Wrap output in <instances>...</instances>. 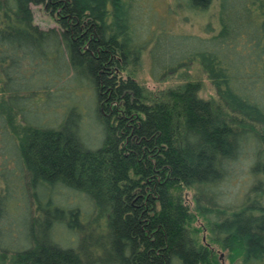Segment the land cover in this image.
Here are the masks:
<instances>
[{
	"label": "trees",
	"instance_id": "trees-1",
	"mask_svg": "<svg viewBox=\"0 0 264 264\" xmlns=\"http://www.w3.org/2000/svg\"><path fill=\"white\" fill-rule=\"evenodd\" d=\"M154 1L0 0V264H219V250L264 264V0H174L217 6L206 35L177 30L171 2L159 15ZM32 4L59 25L41 27ZM145 53L155 80L181 81L147 90L132 76ZM194 63L218 100L201 96ZM84 91L97 149L82 137ZM242 157L256 180L233 208L219 188ZM66 189L92 210L58 203ZM12 206L29 215L24 245L11 243L23 229ZM61 225L79 242L61 246Z\"/></svg>",
	"mask_w": 264,
	"mask_h": 264
},
{
	"label": "rangeland",
	"instance_id": "rangeland-1",
	"mask_svg": "<svg viewBox=\"0 0 264 264\" xmlns=\"http://www.w3.org/2000/svg\"><path fill=\"white\" fill-rule=\"evenodd\" d=\"M171 2V6L174 7L176 17V29L177 30H184L189 33H198L202 35H206L203 24L208 22L209 20L213 21V24L218 26L217 21V14H216V7L215 4L211 7L210 10L201 12V13H194L189 10L180 11L179 7L176 5L174 0H156L154 1V7L159 9V15H165V11L167 10L168 3ZM33 12H34V21L38 23L43 28H49L51 26H58V21L45 7L43 4H32L31 5ZM187 15V16H185ZM150 58L147 53L144 54L143 62L139 66V68L132 73V76L137 79V81L143 85L147 90L150 91H158L162 88H166L170 85L176 84L180 79V72L178 74L172 75L167 80H155L152 75L150 74ZM191 73V77L193 79L201 81V96L205 98H213L218 100L217 91L206 74V72L202 69V67L198 63H194L191 68H189ZM78 100L81 101L83 106V114H85V120L81 124V129L83 131L82 137L84 143L90 149H97L101 146L103 142V134L104 131L102 129L101 121L99 120L98 113L96 111V96L93 92L84 91L82 92ZM55 113L50 115L53 118ZM253 147H256L253 144ZM241 163V164H240ZM249 166V159L242 157L241 162L234 166L232 169L233 172L230 176L226 179V181L220 186L219 191L222 192L224 202L230 203L233 208H236L237 205L241 203L243 200L246 192L250 189V187L254 184L256 177H254L250 171H248ZM44 193V192H43ZM185 202L191 207L192 210L195 208V201H194V193L191 190H185L183 192ZM70 196H74L75 198L69 199ZM57 197V202L61 205L66 204L69 199V204L74 206L76 203L81 205L85 212H90L92 210V204L89 201L88 197L84 194H78V192L66 189L61 191ZM80 207V206H79ZM11 211L14 214V222L21 226L22 233L16 238V241L11 242V238L7 237L6 235L1 236V240L5 243H12L15 245H24L28 242L27 236L25 234V223L29 220V215L25 209H21V207H13ZM203 223L202 218H199L198 221L194 223L196 228L198 229V238L202 243H206L205 239L208 234L207 231H203L201 228V224ZM55 239L58 243L63 246L67 247L71 243H78L79 238L77 237L76 233L68 226H58L55 229ZM209 241V240H207ZM73 246V245H71ZM218 260L220 261L219 264H231L229 259L227 258V252L219 250ZM174 264H179L175 262Z\"/></svg>",
	"mask_w": 264,
	"mask_h": 264
}]
</instances>
